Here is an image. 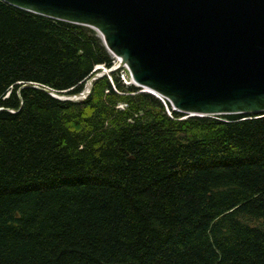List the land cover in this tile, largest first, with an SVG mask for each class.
<instances>
[{"label": "trees", "instance_id": "trees-1", "mask_svg": "<svg viewBox=\"0 0 264 264\" xmlns=\"http://www.w3.org/2000/svg\"><path fill=\"white\" fill-rule=\"evenodd\" d=\"M92 28L0 0V264H264V115L184 117Z\"/></svg>", "mask_w": 264, "mask_h": 264}, {"label": "water", "instance_id": "water-1", "mask_svg": "<svg viewBox=\"0 0 264 264\" xmlns=\"http://www.w3.org/2000/svg\"><path fill=\"white\" fill-rule=\"evenodd\" d=\"M94 29L111 55L66 101L125 67L132 84L186 117L264 115V0H2ZM168 107V106H167Z\"/></svg>", "mask_w": 264, "mask_h": 264}, {"label": "rangeland", "instance_id": "rangeland-1", "mask_svg": "<svg viewBox=\"0 0 264 264\" xmlns=\"http://www.w3.org/2000/svg\"><path fill=\"white\" fill-rule=\"evenodd\" d=\"M115 58V57H114ZM115 60H116V64H117V59L115 58ZM116 64H115V66H116ZM117 72L119 71L120 72V74H121V79H122V76L123 77H126L127 78V81L129 82V84H131L130 83V78L127 76L128 75V70L123 66V67H120V68H118L117 70H116ZM115 71V72H116ZM107 76H109V75H107ZM123 80V79H122ZM123 83H124V81H123ZM125 84V83H124ZM126 85V84H125ZM128 86V85H127ZM130 86V85H129ZM140 89V91L139 92H143L144 90L143 89H141V88H139ZM144 93V92H143ZM167 113L168 114H170L168 111H167ZM184 117H186V116H184ZM187 118V117H186Z\"/></svg>", "mask_w": 264, "mask_h": 264}, {"label": "built area", "instance_id": "built-area-1", "mask_svg": "<svg viewBox=\"0 0 264 264\" xmlns=\"http://www.w3.org/2000/svg\"><path fill=\"white\" fill-rule=\"evenodd\" d=\"M127 76L130 78V75H129V74H128ZM122 79H123V81H124V83H125L126 85H129V82L127 81V78H126V77H123V76H122ZM130 83H131V79H130Z\"/></svg>", "mask_w": 264, "mask_h": 264}, {"label": "bare ground", "instance_id": "bare-ground-1", "mask_svg": "<svg viewBox=\"0 0 264 264\" xmlns=\"http://www.w3.org/2000/svg\"><path fill=\"white\" fill-rule=\"evenodd\" d=\"M171 110H172V108H171ZM167 111L170 113L171 111H170V109L167 107ZM171 114V113H170Z\"/></svg>", "mask_w": 264, "mask_h": 264}, {"label": "clouds", "instance_id": "clouds-1", "mask_svg": "<svg viewBox=\"0 0 264 264\" xmlns=\"http://www.w3.org/2000/svg\"><path fill=\"white\" fill-rule=\"evenodd\" d=\"M112 56H113V55H112ZM113 57H114V56H113ZM115 64H116V63H115ZM114 66H115V65H114ZM114 66H113V67H114ZM130 78H131V75H130Z\"/></svg>", "mask_w": 264, "mask_h": 264}]
</instances>
